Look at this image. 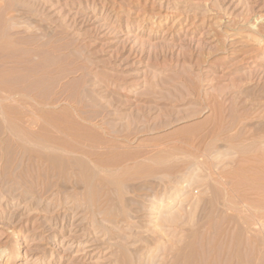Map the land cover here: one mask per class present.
<instances>
[{
	"label": "rangeland",
	"instance_id": "obj_1",
	"mask_svg": "<svg viewBox=\"0 0 264 264\" xmlns=\"http://www.w3.org/2000/svg\"><path fill=\"white\" fill-rule=\"evenodd\" d=\"M0 97V264H264V0H0Z\"/></svg>",
	"mask_w": 264,
	"mask_h": 264
},
{
	"label": "bare ground",
	"instance_id": "obj_2",
	"mask_svg": "<svg viewBox=\"0 0 264 264\" xmlns=\"http://www.w3.org/2000/svg\"><path fill=\"white\" fill-rule=\"evenodd\" d=\"M4 82H5V81H4ZM4 88H5V86H4ZM2 89H3V88H2ZM9 89H10V88H8V90H7L8 92H9ZM5 90H6V89H5ZM10 91H11V90H10ZM11 92H12V91H11ZM9 94H10V92H9ZM11 94H12V93H11ZM14 94H15V93H14ZM4 95H5V94H4ZM5 96H6V95H5ZM12 96H13V95H11V98H12ZM9 97H10V96H9ZM0 98H1V97H0ZM12 99H13V98H12ZM2 101H3V99H2ZM47 147H48V146H47ZM54 148H55V147H54ZM47 149H49V148H47ZM51 149H52V148H51ZM55 149H56V148H55ZM59 149H60V148H59ZM59 149H58V150H59ZM52 150H53V149H52ZM52 150H51V151H52ZM62 150H63V149H62ZM67 150H68V149H67ZM226 150H228V149H226ZM54 151H55V150H54ZM216 152H217V151H216ZM219 152H220V151L218 150L217 153H213V155H212L211 158L214 159V160H215L216 158H220V155H222V154L219 153ZM224 152H225V151H224ZM228 152H229V151H227V153H228ZM53 153H54V152H53ZM229 153H230V152H229ZM226 155H227V154H226ZM226 155H225V156H226ZM223 156H224V155H223ZM223 156H222V157H223ZM188 169L190 170V173L186 174V176L188 175L189 177H192V175H194L193 177H195L194 179H196V176H195V174L193 173V172L196 173V170H195V169H192V167H189ZM186 171H188V170H186ZM188 176H187V177H188ZM189 177H188V179H189ZM193 177H192V179H193ZM181 178H182V177H181ZM181 178H180V179H181ZM186 179H187V178H185V179L182 181V184L186 183L187 181H190V179H189V180H186ZM194 179H193V180H194ZM191 181H192V180H191ZM192 182H193V181H192ZM187 184H188V183H187ZM184 185H185V184H184ZM188 186H189V185H188ZM182 187H183V185H182ZM186 187H187V186H186ZM184 188H185V187H184ZM174 190H176V189H174ZM172 192H174V191H172ZM182 193H183V192H182ZM169 194H170L169 197H166V198H165L166 195H164L163 198H162V201H163V199H165V200H167V203L163 201V202L159 205V208L161 209V211L158 212V219H159V221H162V223H166V222H168L169 220H171V219L173 218V217H171V216L169 217V215H165V216H167V217H164V215H163V212H165L166 208H168L169 204L171 203L170 201H174V200H173V198H174L173 194H172V193H169ZM179 194H180V193H179ZM176 196H177V195H176ZM155 200H156V199H155ZM194 200H196V199H194ZM198 201H199V200H198ZM154 202H155V201H154ZM192 203H194V204H192ZM192 203H191V204H192V205H191V207H192V211H191V210H190L191 212L189 211L190 216H189V215H186V216H187V218H191V215H192V220H193V218H194L193 215H195V210L198 209V208H197V205H198V206H200V205H199L198 202H197V204H195L194 201H193ZM189 204H190V203H189ZM189 208H190V207H189ZM157 209H158V207H157ZM188 210H189V209H188ZM193 213H194V214H193ZM186 216H185V217H186ZM168 217H169V219H168ZM156 219H157V218H156ZM172 220H173V219H172ZM172 220H171V221H172ZM175 220H176V219H175ZM175 220H173V221H175ZM189 220H190V219H189ZM157 221H158V220H157ZM171 221H169V222H171ZM173 221H172V222H173ZM187 222H188V221H187ZM189 222H191V221H189ZM189 222H188V223H189ZM155 223H156V226H155V227H157L156 229H159V230L162 232V234H164V230H163V228L161 227L162 224L159 225L157 222H155ZM165 236H166V235H165ZM148 251H149V250H148ZM155 251H158V250H155ZM155 251H154V252H155ZM139 252H141V251H139ZM158 252H159V251H158ZM151 254H152V253H151ZM151 254L147 257V262H146V263H143V262H142L141 264H154L155 261H156V258H155L156 255L154 256V255H153L154 253H153V254H152L153 256H152ZM141 255H142V254H141ZM141 257H142V256H141ZM144 257H145V256H144ZM140 262H141V261H139V263H140Z\"/></svg>",
	"mask_w": 264,
	"mask_h": 264
}]
</instances>
